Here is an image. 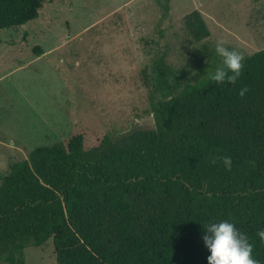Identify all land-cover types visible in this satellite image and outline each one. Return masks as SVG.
<instances>
[{
	"label": "trees",
	"instance_id": "trees-1",
	"mask_svg": "<svg viewBox=\"0 0 264 264\" xmlns=\"http://www.w3.org/2000/svg\"><path fill=\"white\" fill-rule=\"evenodd\" d=\"M48 2L0 0V32L35 22ZM187 28L210 36L199 12ZM209 53L211 70L220 58ZM242 54L236 84L217 85L159 53L142 71L151 125L112 132L86 112L67 138L12 162L0 176V264H26L25 250L49 240L56 264H207L203 227L219 220L264 264V49Z\"/></svg>",
	"mask_w": 264,
	"mask_h": 264
},
{
	"label": "rangeland",
	"instance_id": "rangeland-1",
	"mask_svg": "<svg viewBox=\"0 0 264 264\" xmlns=\"http://www.w3.org/2000/svg\"><path fill=\"white\" fill-rule=\"evenodd\" d=\"M164 3L49 0L35 22L0 32V176L67 138L86 112L112 132L151 125L142 71L159 53L199 78L217 39L246 55L264 49V0H171L166 16ZM194 12L210 31L203 41L188 32ZM36 45L44 51L37 57ZM25 257L56 264L52 240Z\"/></svg>",
	"mask_w": 264,
	"mask_h": 264
},
{
	"label": "clouds",
	"instance_id": "clouds-1",
	"mask_svg": "<svg viewBox=\"0 0 264 264\" xmlns=\"http://www.w3.org/2000/svg\"><path fill=\"white\" fill-rule=\"evenodd\" d=\"M215 53L220 62L211 70L207 67L205 75L201 78L217 85L236 84L244 67V55L234 48L227 47L223 39H217ZM247 91V87H242L239 95L243 97ZM219 159L226 168H231V157L223 156ZM203 230L202 240L210 252L207 264H260L253 256L254 244L233 222L229 220L209 222ZM256 236L264 243V228L259 229Z\"/></svg>",
	"mask_w": 264,
	"mask_h": 264
}]
</instances>
